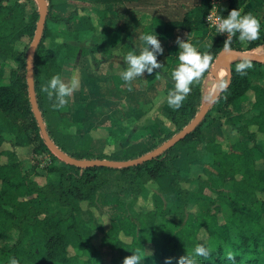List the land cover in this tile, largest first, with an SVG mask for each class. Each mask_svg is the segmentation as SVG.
<instances>
[{"label":"trees","instance_id":"obj_1","mask_svg":"<svg viewBox=\"0 0 264 264\" xmlns=\"http://www.w3.org/2000/svg\"><path fill=\"white\" fill-rule=\"evenodd\" d=\"M91 1L100 4L121 2L130 9L147 12L151 16L150 25L160 28L164 34L183 30L187 37L191 33V42L202 53L209 52L213 61L224 48L226 39L221 35L213 34L211 42L203 44L202 37L195 36L206 27L205 18L215 0ZM246 1L227 0L228 9L221 14H229L233 9L240 11ZM47 2L46 21L33 60L34 89L47 133L63 152L78 159L135 158L160 145L195 116L202 102V84L209 70L200 82L191 86L192 91L179 110L170 107L167 113L170 127L165 128L161 138L156 139L145 134L124 148L109 147L114 145V138H120L125 133V127L118 121H111L103 126V137L70 132L72 123L61 116V109H52V102L40 91V87L56 74H60L65 80L64 75L71 60L76 58L79 51L82 56L87 54L85 47L79 43L94 29L90 14H87L88 10H92L99 21L107 19L108 14L105 9H91L88 3L73 0ZM257 3L260 4L261 1ZM26 6L25 0H0V49L15 55V65L6 81H0V143L9 140L15 147L31 146L36 163L41 154H48L51 163L45 170L48 179L41 186L27 174H22L18 164L0 165V237L9 228L18 232L17 239L11 245L4 244L1 251L16 258L19 263L73 264L78 252L94 250L90 241L91 227L81 217L79 203H92L95 194L108 183L112 172H115L113 177L121 181L135 196L140 192L141 185L166 181L180 207L184 209L195 202L198 196L203 195L199 190L192 191L181 185L191 181L187 167L201 164L207 151L217 156L218 148H215L213 142L224 136L223 125L228 124L252 138L253 134L248 132L246 125L238 126L237 121L250 115L264 118V82H256L258 77L264 76V63L252 61L253 67L242 77L235 71L236 64L241 61L237 60L231 64L228 87L220 93L203 120L192 132L160 155L142 164L125 168H80L64 162L57 165L55 161L58 158L44 144L31 111L26 85L25 54L16 53L13 49L14 41L23 36L32 39L34 34L38 13L36 10L27 12ZM49 21L61 25L62 28L50 27ZM238 36L239 33L232 38L230 48L247 51L264 43L261 32L259 39L244 42L245 45L239 41ZM4 72L0 67V77H3ZM249 91L255 94V98L246 102L248 105L245 107L238 101ZM206 94L209 95L208 92ZM230 156L228 152L222 153L219 160L224 166L218 163L214 167L217 170L226 167ZM237 163L231 166V171L225 173L229 174L231 184L222 195L231 207V213L224 224L213 222L211 216L200 215L189 216L182 226L166 219H162L158 225L152 212L136 213V221H130L119 215L121 213L115 212L110 217L111 226L101 237V244L117 251L118 258L124 260L125 257L133 255L132 251L135 249H140L144 254V245L150 243L153 252L144 255L147 264H166L168 258H172L171 264H179L181 256L193 254L195 246L202 244L196 237V231L204 226L210 238L205 246L212 253L208 259L196 257L200 264H264V200L256 198L255 195L257 191L264 190V165L261 168L252 167L245 157L240 158L239 165ZM235 172H240L242 177L236 179ZM203 183L209 189L215 188L208 180ZM31 195L34 197L17 199ZM202 199L207 201L205 196L199 201ZM11 201L18 203L21 213H9L6 205ZM59 227L61 230L58 231ZM31 229H38L39 233L35 241L36 252L33 248L26 249L24 246ZM119 232L130 236L131 241L123 242L118 237ZM68 245L74 248L75 253L72 256L67 255ZM229 252L235 260L227 259ZM120 263L123 264V261Z\"/></svg>","mask_w":264,"mask_h":264},{"label":"rangeland","instance_id":"obj_2","mask_svg":"<svg viewBox=\"0 0 264 264\" xmlns=\"http://www.w3.org/2000/svg\"><path fill=\"white\" fill-rule=\"evenodd\" d=\"M25 3L27 5V12L33 10L37 11L36 0H25ZM48 25L57 29L62 28L61 25L51 21L48 22ZM213 34L217 33L206 32L204 35L205 41H201V43L211 42ZM30 41L31 37L28 36H23V38L14 41V51L16 53L25 54L26 56ZM243 44L245 45V43ZM0 52L2 53L0 55V67L5 71L3 77H0V81H6L11 68L15 65V55L3 49H0ZM249 52L264 55V43L253 51L249 50ZM215 67L219 69V73L224 72L227 76L225 68L220 65H215L214 62H212V66L202 84V101L209 97L217 88L215 87L214 91L210 95H207V90L210 92L212 87H207V82L211 81V84H213L218 81L217 85L219 83L220 76L219 79H215V76L212 74ZM256 82L262 84L264 82V76L258 77ZM254 98L255 94L249 91L239 99L238 103L247 107L248 104L245 103ZM244 124L248 132L253 134L252 138H249L247 134L241 133L237 129L231 128L228 124H224L222 131L225 137L222 136L213 142L215 148H218L217 156L207 151L204 153L203 162L201 164H192L187 167L188 177L191 181L189 183H181V185L183 188H188L192 191L199 190L203 195L201 197L198 196L195 202L189 204L184 209L180 207L179 201L174 197L173 191L168 187L166 181H160L158 184L148 182L145 185H141L140 192L135 196L131 194V191L122 184L121 181L113 177L115 172H112L109 176L108 183L95 194L92 203L88 201L79 203L82 214L81 217L84 219V222L91 227L90 241L94 246V250L85 249L78 252L75 255L76 260L73 264H122L120 262L123 260L118 258L119 255L117 251L101 244V237L104 231L111 226L110 217L115 212L121 213L119 215L127 217L130 221H136V213L145 214L147 212H152L154 213L155 222L158 225L162 219H166L177 226H182L189 216L197 217L200 215L211 216L213 222L218 224L227 222L231 213V207L223 199L222 192L229 189L231 180L229 174L225 173L231 171V166L235 165L234 163L238 162L236 165H239L240 158L244 157L248 159L252 167L261 168L264 165V132L262 130L264 129V118L250 115L246 118L242 117L237 121L238 126ZM132 131L134 130L129 129L126 132L128 134L127 136H130V140H134L135 136L139 135L138 133H132ZM226 152L230 153L231 156L227 166L222 168L224 163L221 164L219 158H221L222 153ZM61 162L62 161L59 159L55 161L57 165H61ZM35 163L31 146L15 147L9 140H4L0 143V165L18 164L17 167L22 174H27L37 185L41 186L44 185L48 179V174L45 170L51 163L50 156L48 154H41L37 157V163ZM218 163L222 165L219 170L214 167L218 166ZM234 177L240 179L242 175L240 172H235ZM205 180H208L209 183H213V187L215 186V188L209 189V187L205 186L203 183ZM34 195L18 197L17 199L26 200L30 197H34ZM255 195L256 198L264 200V190L257 191ZM204 196L207 198V201L203 199L199 201V199ZM168 198L172 200L169 201ZM6 206H8L9 213L13 215L22 212L17 202L11 201ZM41 217L42 215H40V218ZM57 230L59 231L61 228L59 227ZM6 234L2 232L4 236L0 237V264H9V260L12 257L5 255L1 251V247L4 244L11 245L17 239L18 232L14 228H9ZM38 235V229L29 230L27 240L24 244L26 249L33 248L34 252L37 251L35 241ZM118 237L125 243L131 241V237L122 232L118 233ZM196 237L205 245L210 241L204 226H201L196 231ZM144 246V255H150L153 252L152 244L147 243ZM66 249L68 256L74 255L75 251L71 245H68ZM140 264H147V262L144 259Z\"/></svg>","mask_w":264,"mask_h":264},{"label":"crops","instance_id":"obj_3","mask_svg":"<svg viewBox=\"0 0 264 264\" xmlns=\"http://www.w3.org/2000/svg\"><path fill=\"white\" fill-rule=\"evenodd\" d=\"M73 1L88 3L91 9H105L108 18L99 21L94 12L88 10L87 14H90L94 29L79 43L85 47L87 54L82 56L79 51L66 69V82L73 74L80 81L78 90L69 98V105L60 111L61 116L72 123L69 130L74 128L75 133L80 135L103 137V126L108 122L118 121L125 127V133L120 138H114V145L109 146L117 148H124L145 134L156 139L161 138L165 128L170 127L167 118L170 107L166 98L168 92L174 89L170 72L178 63L179 46L176 39L179 36L187 40L185 32L175 30L172 34H164L160 28L150 25V14L130 9L121 2L100 4L91 0ZM257 1L261 3L258 4ZM227 9V0H215L209 14L214 19L215 16H223L221 13ZM240 12L242 15L251 13L256 16L261 23L260 32L264 35V0H247ZM207 17L206 27L195 35L202 37V42L205 41L206 32L217 33ZM156 33L164 48L163 55L157 56L164 69H156L152 74L146 72L145 77H137L132 81L129 90L128 84L120 75L127 67L124 57L129 51H136L138 54V50L145 46L139 39L140 35ZM218 35L227 39V33ZM257 47L259 46L250 50ZM157 73L160 74L159 78H156ZM129 129L134 130L132 133L139 134L134 140L127 136Z\"/></svg>","mask_w":264,"mask_h":264},{"label":"clouds","instance_id":"obj_4","mask_svg":"<svg viewBox=\"0 0 264 264\" xmlns=\"http://www.w3.org/2000/svg\"><path fill=\"white\" fill-rule=\"evenodd\" d=\"M208 21H212L216 28L217 34L227 33V39L223 46L225 50L230 48L231 40L239 33L238 39L241 43L251 42L259 39L260 37V20L251 13L242 15L237 9L224 16L212 15L207 17ZM139 39L144 42V47L136 51H129L124 60L127 67L121 72L122 80L128 84L131 90V83L137 77L144 76L147 72L152 74L156 69H164V65L158 61L157 56L163 55L164 48L158 38V34H143ZM176 43L179 46L178 63L170 72V78L174 82V89L168 92L167 103L173 110H179L187 96L192 91V85L198 83L204 77L206 71L210 69L213 62V57L209 52H201L191 42V33L187 34V40L177 37ZM253 67L250 59H242L236 64L235 71L242 77L247 75V70ZM157 73L156 78H159ZM226 73H220V80L218 85L219 89H226L230 83L229 79L225 78ZM80 81L77 75L73 76L66 82L60 74L51 77L46 83L41 84L40 91L45 93L47 99L52 102L51 107L53 110H60L65 108L69 103V98L75 91L78 90ZM74 134L75 129H70ZM133 255L127 256L123 260V264H140L146 257L140 249H135ZM212 250L205 246V244H197L194 248L193 254H187L179 258V264H200V260L196 257L203 259L210 258ZM232 253H228L227 259L235 260ZM171 259L166 260V264H171ZM9 264H19L16 258H10Z\"/></svg>","mask_w":264,"mask_h":264},{"label":"water","instance_id":"obj_5","mask_svg":"<svg viewBox=\"0 0 264 264\" xmlns=\"http://www.w3.org/2000/svg\"><path fill=\"white\" fill-rule=\"evenodd\" d=\"M36 2H37L38 19L36 21L34 34L29 43L25 56L27 94L31 106V111L35 118L36 124L39 128L40 137L43 139V142L46 145V147L49 149V151L59 160H61L66 164L74 165L80 168H87L94 166H101L108 168H125L129 166L139 165L145 161L151 160L152 158L160 155L161 153L172 147L176 142L183 139L190 132H192L197 127V125L203 120V118L205 117V115L207 114L208 110L211 108L217 97L224 90V89H219L217 87L216 90L209 97H207L205 100L201 102V105L195 116L184 127H182L178 132L173 134L167 140L163 141L160 145H158L151 151L144 153L138 157L126 159V160L78 159L72 157L67 153L63 152L52 141V139L48 135L36 100L35 89H34V78H33V60H34L35 50L42 37L44 24L47 16V10H48L47 0H36ZM242 59H250L251 61L263 63L264 55L255 52L235 50L232 48L225 50L223 48L217 53L213 62L215 65H220L221 67L226 69L227 72L226 79L230 80L231 64L237 60H242ZM214 70L212 71L213 75L215 73ZM207 84L209 85V81L207 82Z\"/></svg>","mask_w":264,"mask_h":264},{"label":"bare ground","instance_id":"obj_6","mask_svg":"<svg viewBox=\"0 0 264 264\" xmlns=\"http://www.w3.org/2000/svg\"><path fill=\"white\" fill-rule=\"evenodd\" d=\"M214 71H215V73H214L215 79H219V76H220L219 69H215ZM217 82L218 81H216L215 83L211 84V81H209V85L207 87L212 86L211 89H210L209 95L214 91V88L217 85Z\"/></svg>","mask_w":264,"mask_h":264},{"label":"built area","instance_id":"obj_7","mask_svg":"<svg viewBox=\"0 0 264 264\" xmlns=\"http://www.w3.org/2000/svg\"><path fill=\"white\" fill-rule=\"evenodd\" d=\"M210 14L208 13L207 16H209ZM212 25H214V23L212 21H210Z\"/></svg>","mask_w":264,"mask_h":264}]
</instances>
